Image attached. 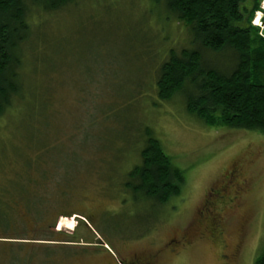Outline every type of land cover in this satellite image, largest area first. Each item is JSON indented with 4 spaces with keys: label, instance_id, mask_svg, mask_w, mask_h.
<instances>
[{
    "label": "rangeland",
    "instance_id": "rangeland-1",
    "mask_svg": "<svg viewBox=\"0 0 264 264\" xmlns=\"http://www.w3.org/2000/svg\"><path fill=\"white\" fill-rule=\"evenodd\" d=\"M259 2L252 24L262 28ZM35 3L26 0L23 45L34 97L0 117V264H253L264 242V134L207 126L185 111L184 94L160 101L154 91L164 55L192 44L185 25L150 0H75L50 13ZM229 58L205 62L223 69ZM148 131L185 178L161 207L123 186ZM41 173L42 210L13 218L14 183ZM220 188L212 235L199 213ZM187 226L191 245L170 252Z\"/></svg>",
    "mask_w": 264,
    "mask_h": 264
},
{
    "label": "trees",
    "instance_id": "trees-1",
    "mask_svg": "<svg viewBox=\"0 0 264 264\" xmlns=\"http://www.w3.org/2000/svg\"><path fill=\"white\" fill-rule=\"evenodd\" d=\"M32 1L50 13L75 0ZM150 1L154 7L163 5L164 20L176 19L184 24L192 43L170 49L156 65L157 98L169 101L182 93L185 111L203 124L264 134V26L252 24L260 9L259 0ZM29 19L26 0H0V117L34 97L25 94L23 80V45L30 34ZM211 54H226L229 63L223 69L206 63ZM150 132L138 151L140 162L126 173L123 186L161 207L180 194L185 178ZM24 178V182L14 183L13 196L20 205L13 218L23 213L33 216L42 210L39 201L43 196L36 197L33 185L46 179V174ZM13 236L1 238H19ZM253 264H264V242Z\"/></svg>",
    "mask_w": 264,
    "mask_h": 264
},
{
    "label": "flooded vegetation",
    "instance_id": "flooded-vegetation-1",
    "mask_svg": "<svg viewBox=\"0 0 264 264\" xmlns=\"http://www.w3.org/2000/svg\"><path fill=\"white\" fill-rule=\"evenodd\" d=\"M230 176L235 177L234 174H230ZM224 193H225V191L223 190V188H220L219 190H216V192L214 194L211 193L209 199H207L205 201V205L203 206V208L201 209V211L199 213L201 219H203V220L207 219L208 221L210 220L209 221L210 228H208V230L210 231V233L212 235H214V231H217L220 223H219V216L214 211H212L210 209V206H212V207L214 206L215 207V204L217 202L222 201L223 198H224ZM235 193H237V192L235 191ZM163 219L164 218H161V219L159 218L158 222H161ZM188 227H190V226H187V229L184 232H182V234H180L178 237H174V238L170 239L166 243V245H169V247H170V252H174L175 251L174 254H176V251L179 250V252H180L182 246L185 247V246L191 245L192 238H190L189 235H188V233H189L188 232V229H189ZM217 233L221 234V230H219ZM181 251H183V250H181ZM171 254L173 255V253H171ZM219 257H221V259H223L225 261L229 260V258H230L228 255H225V254L219 255ZM179 259H180V257L175 259L173 264H176V262H178ZM115 263L119 264V261L116 260ZM125 263L126 264H152L149 261H144L143 259H137L135 257L131 258V260L125 261Z\"/></svg>",
    "mask_w": 264,
    "mask_h": 264
},
{
    "label": "bare ground",
    "instance_id": "bare-ground-1",
    "mask_svg": "<svg viewBox=\"0 0 264 264\" xmlns=\"http://www.w3.org/2000/svg\"><path fill=\"white\" fill-rule=\"evenodd\" d=\"M264 7V6H263Z\"/></svg>",
    "mask_w": 264,
    "mask_h": 264
}]
</instances>
